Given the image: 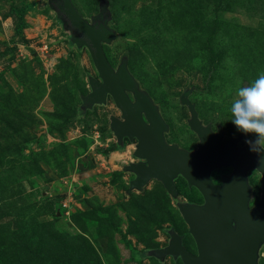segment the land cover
<instances>
[{
	"label": "rangeland",
	"instance_id": "rangeland-1",
	"mask_svg": "<svg viewBox=\"0 0 264 264\" xmlns=\"http://www.w3.org/2000/svg\"><path fill=\"white\" fill-rule=\"evenodd\" d=\"M89 22L101 11L113 38L103 43L116 69L126 60L152 99L170 144L197 149L186 98L201 122L253 155L232 123L239 87L264 73V0H72ZM99 79L90 51L77 45L49 0H0V264H183L150 250L183 235L197 252L177 200L203 195L178 175L179 195L151 179L131 189L136 140L119 142L110 126L121 112L83 104ZM133 99V94L129 93ZM260 155V154H258ZM233 168L218 165L221 184ZM250 204L261 198V174L247 171ZM257 264H264V243Z\"/></svg>",
	"mask_w": 264,
	"mask_h": 264
},
{
	"label": "water",
	"instance_id": "water-1",
	"mask_svg": "<svg viewBox=\"0 0 264 264\" xmlns=\"http://www.w3.org/2000/svg\"><path fill=\"white\" fill-rule=\"evenodd\" d=\"M49 1L63 15L73 41L89 49L98 71L99 79H89L91 92L83 97V104L105 103L110 96L121 112L120 116L110 118L117 140L122 142L127 137L137 141L134 155L139 161L125 166L135 175L129 183L130 190H140L151 179H157L172 198H177L175 178L181 175L203 195L202 203L177 200L197 253L185 247L182 234L171 230L169 243L149 254L158 259L180 258L183 264H257L264 243V162H259L260 155L237 148L235 140L223 145V131L215 132L210 125L203 124L186 98L190 127L199 136L197 149L189 151L168 143L164 136L166 122L151 97L138 88L126 60L115 69L105 55L103 43L111 41L114 34L108 26L109 13L104 4L89 22L72 0ZM222 163L230 165L233 171L223 177L221 184H215L211 171ZM249 169L261 174V198L253 205L247 179Z\"/></svg>",
	"mask_w": 264,
	"mask_h": 264
},
{
	"label": "clouds",
	"instance_id": "clouds-1",
	"mask_svg": "<svg viewBox=\"0 0 264 264\" xmlns=\"http://www.w3.org/2000/svg\"><path fill=\"white\" fill-rule=\"evenodd\" d=\"M230 112L239 131L255 134V141L248 143L252 151L260 154L259 162H264V73L236 90Z\"/></svg>",
	"mask_w": 264,
	"mask_h": 264
},
{
	"label": "flooded vegetation",
	"instance_id": "flooded-vegetation-1",
	"mask_svg": "<svg viewBox=\"0 0 264 264\" xmlns=\"http://www.w3.org/2000/svg\"><path fill=\"white\" fill-rule=\"evenodd\" d=\"M130 95V94H129ZM216 132V131H215ZM223 136H224V134H223ZM127 137H124V139H126ZM128 139V138H127ZM223 139V138H222ZM136 140V139H135ZM136 143H137V141H136ZM222 143V142H221ZM236 145V144H235ZM236 147H237V145H236ZM237 148H239V147H237ZM137 160L139 161V158H137ZM215 169V168H214ZM213 169V170H214ZM213 170L211 171V175H212V172H213ZM211 180H212V178H211ZM214 183V182H213ZM196 188V187H195ZM197 189V188H196ZM195 203V202H194ZM197 253V252H196Z\"/></svg>",
	"mask_w": 264,
	"mask_h": 264
}]
</instances>
